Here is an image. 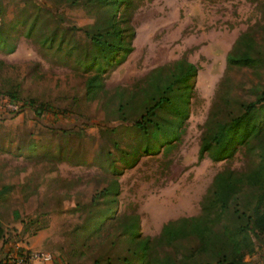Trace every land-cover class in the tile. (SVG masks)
I'll return each instance as SVG.
<instances>
[{
  "label": "rangeland",
  "instance_id": "obj_1",
  "mask_svg": "<svg viewBox=\"0 0 264 264\" xmlns=\"http://www.w3.org/2000/svg\"><path fill=\"white\" fill-rule=\"evenodd\" d=\"M102 11L90 0H0V186L9 185L0 197V253L15 241L48 253L53 264L212 261L218 235L240 241L242 233L232 232L251 213L256 186H240L212 224L210 248L200 249L195 234L168 243L157 237L166 221L200 213L217 170L246 171L257 160V148L243 145L219 160L197 151L211 121L240 113L264 89V0H130L119 24L130 48L85 99L96 66L85 70L78 60L90 45L85 30ZM53 28V40L42 42ZM244 32L257 60L227 66L234 45L245 48L235 44ZM176 59L194 66L188 97L157 107L152 133L131 126L133 112L121 119L124 99L145 100L129 92ZM144 238L150 247L142 259ZM242 242L233 254L239 264H264V235Z\"/></svg>",
  "mask_w": 264,
  "mask_h": 264
},
{
  "label": "trees",
  "instance_id": "obj_2",
  "mask_svg": "<svg viewBox=\"0 0 264 264\" xmlns=\"http://www.w3.org/2000/svg\"><path fill=\"white\" fill-rule=\"evenodd\" d=\"M90 1L97 8H103V16L100 22L94 24L91 30H85L90 45L83 50L78 60L85 70L96 66V70L88 75L84 81L83 96L85 99L94 97L103 88L102 73L108 66H113L120 61L130 48L125 37L121 35L123 30L119 25L121 11L123 7L128 5L130 0ZM48 13L53 16L50 12ZM35 22L33 17L25 30L26 35L31 34L36 25ZM54 34L53 28L43 37L42 42L46 40L51 42ZM3 40L0 36V44L3 43ZM59 42L60 40L57 45H59ZM237 42L243 43L245 48L237 49L234 45L233 51L226 54V65H253L257 58L253 57L249 51L250 38H247L244 32L239 35L235 44ZM168 71L161 72L159 69H155L154 72H149L146 85L136 86L135 90L129 92L137 97L145 95V100L139 102L134 98L124 99V106L118 107L122 115L121 119H127L125 115L133 112L137 116L132 118L131 126L142 132H147L148 126H151L152 123L153 126H157V122L153 118L151 119L156 109L158 110L161 105L171 101V98H176L181 94L185 93L188 97L190 88L188 78L194 72L193 64L176 59ZM5 91L10 98H17V93H13L11 88ZM118 98L122 99L121 96H118ZM32 101L33 99L30 98L28 102ZM33 109L36 113L43 110L40 104L34 106ZM208 125L202 134L197 156H201L202 152L206 151L210 158L219 160L231 156L238 145H243L249 150L257 148V160L246 171H235L230 168L217 170L212 175L210 184L204 194L200 213L181 216L163 223L157 237L158 242L168 243L176 237L195 234L199 239L200 249L210 248L216 237V233L212 230V224L219 220L221 213L227 208L230 200L235 197L240 186L244 183L256 186L257 193L251 206V213L246 215L245 222L236 227L232 233H242L241 239H244V241L251 234L264 235V89L257 92L255 98L248 101L240 113L225 121L213 120ZM148 131L153 132L150 128H148ZM142 152L147 153L148 149L145 148ZM8 186L7 184L0 186V197ZM2 236L3 228L0 223V239ZM218 236L220 238V244L216 246L218 257L202 264H239V260L233 254L238 246L243 243L242 240H234L235 236L232 237V235L229 236L226 233ZM227 243H231V245L230 250L227 249L226 251ZM246 244H248V241ZM140 247L142 250L141 258H146L150 247L147 238L143 239Z\"/></svg>",
  "mask_w": 264,
  "mask_h": 264
},
{
  "label": "built area",
  "instance_id": "obj_3",
  "mask_svg": "<svg viewBox=\"0 0 264 264\" xmlns=\"http://www.w3.org/2000/svg\"><path fill=\"white\" fill-rule=\"evenodd\" d=\"M7 102L16 103L10 100L4 102V105H7ZM33 260L52 262L53 259L48 253L33 250L28 245H22L15 241L10 242L7 250L0 253V264H32Z\"/></svg>",
  "mask_w": 264,
  "mask_h": 264
},
{
  "label": "crops",
  "instance_id": "obj_4",
  "mask_svg": "<svg viewBox=\"0 0 264 264\" xmlns=\"http://www.w3.org/2000/svg\"><path fill=\"white\" fill-rule=\"evenodd\" d=\"M1 241V240H0ZM3 250H7V247L4 245ZM32 264H53V262L49 261H40V260H33Z\"/></svg>",
  "mask_w": 264,
  "mask_h": 264
}]
</instances>
